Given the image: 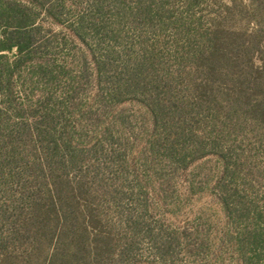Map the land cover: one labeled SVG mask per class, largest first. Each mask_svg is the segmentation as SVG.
Wrapping results in <instances>:
<instances>
[{
  "label": "trees",
  "instance_id": "obj_1",
  "mask_svg": "<svg viewBox=\"0 0 264 264\" xmlns=\"http://www.w3.org/2000/svg\"><path fill=\"white\" fill-rule=\"evenodd\" d=\"M107 1L113 0H0V184L8 196L0 203V264L129 261L133 221L120 220L125 232L111 223L121 189L97 173L103 151L115 157L113 140L121 137L112 134L111 124L115 108L126 103L145 109L150 122L142 146L155 159L160 154L172 163H190L208 155L207 141L216 144L221 208L228 218L247 213L251 221L243 234L264 243L258 221L264 206L238 196L241 164L232 163L228 144L240 123L263 132L264 28L247 33L184 24V42L172 50L173 65L165 66L170 56L157 46H141L127 58L116 54L111 40L118 30L106 21ZM144 3L140 10L149 20L153 3ZM131 22H138L136 16ZM54 26L62 28V37ZM93 35H99L95 48L88 43ZM65 36L82 46V72L89 70L97 86L96 104L78 115L82 125L103 124L92 138L79 136L49 92L32 98L24 89L27 80L49 89L66 78L64 66L52 58ZM160 188L161 195L166 189Z\"/></svg>",
  "mask_w": 264,
  "mask_h": 264
},
{
  "label": "rangeland",
  "instance_id": "obj_2",
  "mask_svg": "<svg viewBox=\"0 0 264 264\" xmlns=\"http://www.w3.org/2000/svg\"><path fill=\"white\" fill-rule=\"evenodd\" d=\"M142 1L153 3L149 20L140 10ZM106 4L111 10L106 21L118 30L117 38L111 43L116 54L123 58L141 46H157L161 55H172L176 44L184 42V24L204 29L218 25L247 33L264 28V0H113ZM73 13L65 18L71 19ZM132 16L138 22L132 23ZM41 22L49 26L47 19ZM52 29L62 37V28ZM93 36L88 43L95 48L97 43L93 38L99 35ZM65 37L66 41L55 48L52 58L56 65L64 66L66 78L53 83L49 89L48 85L27 80L24 89L32 98L49 92L79 136L92 138L94 130L103 124L93 128L82 125L79 122L82 115H78L81 109L96 104L97 86L89 70L82 72V46ZM166 61L165 66L173 65V57ZM71 87L75 89L73 92ZM115 109L117 113L113 117L117 122L111 124L112 134H118L121 139L113 140L115 154L104 146L115 157L103 151L100 154L103 164L97 173L121 189L116 198L118 209L111 206L112 212L118 211V215H111V223L119 227L120 220L131 218L133 221V244L126 264H264V243H252L243 234L247 231L243 227L251 221L247 220V213L228 218L221 208L222 194L220 186H216V178L221 177V164L213 152L217 151L216 144L207 141L208 155L190 163L189 159L172 163L169 158L161 159L160 154L155 159L142 146L150 122L145 109L135 103ZM259 127L249 122L238 124L228 144L232 163L241 164L237 167L242 172L235 181L238 196L252 205L264 206V128L261 132ZM162 185L166 191L160 195L158 190H162ZM5 187L0 184V203L8 198ZM234 199L237 198L234 196ZM258 221L260 232H264V214ZM1 227L5 225L0 221ZM123 227L122 224L121 232H125Z\"/></svg>",
  "mask_w": 264,
  "mask_h": 264
}]
</instances>
